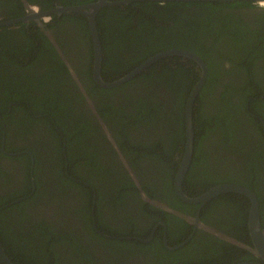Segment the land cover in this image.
<instances>
[{
	"label": "flooded vegetation",
	"instance_id": "af4514ba",
	"mask_svg": "<svg viewBox=\"0 0 264 264\" xmlns=\"http://www.w3.org/2000/svg\"><path fill=\"white\" fill-rule=\"evenodd\" d=\"M239 1L251 2L254 7L248 8L249 14L264 15V4L260 1ZM88 2L91 1L85 0L82 3L68 5H83ZM68 5H63L61 0H0V47L13 57L22 59V62L27 65L33 61L31 56L34 50L37 54V62L32 70L38 73L37 80L39 82L42 81L41 77L50 71L49 68L54 71L57 66L55 80H68V82L64 87H61L57 83H52L53 80L50 79L46 83V87L43 88L44 92H47L49 87H53L59 93L81 94L84 109L99 125L98 129L103 136L102 140L107 139V149L114 148L118 155L117 162L128 174V180L130 182L132 180L134 183V187L125 188L129 192L122 194L126 206L119 208L120 218L115 215L112 217V213L107 209L103 210L104 218L108 222L113 218L117 225L126 226L127 223L124 219L129 220L128 216H132L134 228L129 229L128 235L120 237L105 234L102 232L105 229L97 226L95 203L98 189L101 191L102 188L94 181V178L97 181L98 177L94 175L93 171L90 172L81 166V163L76 166V170L80 169V172L85 170L88 176L82 178L76 173L78 178L75 180L70 175L68 176V167L71 165L68 164V161L66 162L69 187L62 185L61 187L67 192L59 191L57 187L48 183L40 187L38 177L41 171L39 169L43 164L49 163V160L41 159L40 154L45 149V143L38 142L35 138L38 133L45 132L51 141L53 140V136L47 131V124L56 131L55 134L58 133L62 146H65L67 142L66 134L55 123L43 124L41 121L36 123L33 126L34 129L30 131L23 130L26 123H21V121L27 117V114L36 118L39 116L32 113L25 93H8V88L3 82V78L0 77V80L2 79L0 84V237L8 257L17 264H25L20 259H14L13 254L20 253V251L26 253L24 245L27 243L22 241L26 231L32 230L33 226L40 225L39 223L42 222L40 219H45L54 222H49L50 224L57 223L59 227L74 224L79 228L91 221L98 233H101L110 243L97 244L88 235L83 239L85 245L89 247V251L96 256L101 264L109 251L108 260L111 264H117L111 262V259L123 262V264H264V250L261 249V245L255 243L250 229L253 210L256 211L258 219L260 233L258 237L264 241V93L262 92L264 86L254 93H239L237 91L239 85L248 79V76L242 74L240 68H235L230 72L231 65L228 58L218 57L223 46L227 44V37L222 35L218 50L212 42L204 40V52L207 55L205 60L211 62V69L198 53L193 52L205 63L207 73L202 85L205 87L203 104L199 105L195 99L193 105L192 157L184 179L180 183V191L185 199L177 193L175 182L180 170V160L185 151V125L182 127L184 141L182 144H177L180 151H177L175 157L179 158L178 161L175 163V157L169 158V166H163L162 171L152 178L153 168L149 166L151 162L149 152L156 154L160 150V146L143 149L146 155H142L135 162L131 158L124 157L120 151L121 140L115 136L117 131L123 130V126L116 125L113 129L99 115L98 110L100 109L96 107V100L103 99L102 105L109 102L122 115H131L137 120L142 119L136 112L139 107H147L150 114L158 111L156 115L158 121L154 126L146 125L144 133H142V141L146 146H149L151 138L143 139V135L155 134L162 126L163 117L170 112L174 104V101H170V93H178L183 85V82L178 85H170V75L183 80L181 75L184 72L196 68L199 72V80L201 68L190 59L179 56H172L174 58L168 59L170 56H167L153 62L132 78L115 86H101L95 82L92 73L93 43L87 18L73 13H61L37 19L30 14L36 9L47 12L59 6ZM117 6L119 5L107 6V8L115 9ZM98 14L96 22L102 48L97 21ZM128 19L130 22H126L124 26L129 37L126 50H112L108 59H105L108 61L107 68L103 67L102 54L100 75L106 82L123 79L135 67L144 64L149 58L159 53L169 49H180L168 46V34L162 37L151 35V26L156 22L151 23V26L143 22V20L147 22L150 20L143 17L138 8L134 16ZM156 26H159V22L156 23ZM133 30L136 33L135 45ZM44 38H46V44H42ZM152 42L161 43V49L139 61V56L152 48ZM228 49L225 46V50ZM51 50L54 51L56 60L52 59ZM227 54L229 55V53ZM91 56L92 62H90ZM188 61L193 62L196 67ZM10 62L7 58H0V69L3 68L6 72V67L15 68L17 66L14 62L12 65H8ZM156 63L158 64L155 65ZM152 65H155L151 68L153 73L144 71ZM165 65L168 68L162 71ZM121 66L126 68L125 71L116 72ZM214 67L220 69L222 73L229 71L231 74L228 78L222 76L212 83L210 70L213 76ZM263 69L264 59H258L251 66L250 77L254 79L255 75L257 80L264 82ZM12 73L15 75L25 73L26 77H29L31 71H26L25 68L23 71L13 70ZM6 79L8 80L7 77ZM226 82L231 88L224 87ZM61 83L63 82L61 81ZM246 85L249 86L247 89L249 92L257 89V86L253 84L252 86ZM233 88L235 89L230 91ZM221 93H224L227 101L217 104L219 123L216 126L212 124V129L208 122L202 120L203 117H207L209 111L214 109L213 105L209 107L207 105L218 100ZM189 94L190 92L188 96ZM246 95L248 96L245 101H241ZM12 100H16V102L11 103ZM124 104L128 109H123ZM156 105L159 106V110L154 109ZM198 114L201 116V120L197 123ZM178 118V114L173 112L165 119L163 128L158 132L161 140H164V144L170 141V134L174 136L171 126L177 125L175 120L178 121ZM131 125L134 128L133 124ZM141 128V125L137 127L138 130ZM91 142L97 145L101 143L98 139ZM53 153L56 158L60 157L57 152L53 151ZM62 156L66 157L64 150ZM150 182L151 184L148 185L147 183ZM79 184L85 186H78ZM229 185L247 190L249 195L227 189L205 200L195 201L215 187ZM85 190L89 191V195L84 192ZM68 192L71 194L68 195ZM113 197L108 200H112ZM144 197L154 202H160L164 207H157L146 201ZM104 200L106 201V199ZM51 215L54 216V219L50 217ZM68 231L71 232L70 228H65L62 234L65 235V232ZM76 234L79 236V231ZM48 235L51 237V232H48ZM65 236L59 234L58 238L55 237L54 242H57L55 249L61 248V245L66 249ZM10 237L14 242L11 243ZM115 239L121 243L114 244ZM147 245L153 247L152 252H143ZM119 246L123 255L112 251L113 248ZM28 248L42 253L38 246H29ZM72 253L68 248L67 256H72V261L75 264H80V256L77 259V256L75 257V254ZM30 264H52V262L30 259Z\"/></svg>",
	"mask_w": 264,
	"mask_h": 264
},
{
	"label": "trees",
	"instance_id": "16d2710c",
	"mask_svg": "<svg viewBox=\"0 0 264 264\" xmlns=\"http://www.w3.org/2000/svg\"><path fill=\"white\" fill-rule=\"evenodd\" d=\"M84 1L85 0H61L63 5H68L70 3L78 4ZM252 7L254 6L250 1L239 0L223 3L205 0H171L157 2L134 1L128 4H121L115 9L104 7L100 10L97 17L102 39V54L104 58L103 67L107 68L108 61L105 59H108L107 57L111 54L112 50H126L127 40L129 37L127 36L126 27L124 26L126 22H130V19L128 18L133 17L138 8L140 14L150 20V22L143 20V22L147 23V25L151 26V23L154 24V22H159V26H156V23L151 26V35H158L159 37H162L165 34H168L167 43L170 48L179 47L180 49L196 52L204 60L207 56L204 52V40L212 42L218 50L222 35L226 36L227 44L225 46L229 49L225 50V46H223L222 52H219L218 57H221L222 59L228 58L231 65L230 72L234 71L235 68H240L242 74H246V76H248V79L244 80V82L237 88L239 93L257 92L259 88L262 89L264 82H262V80H257L255 75L253 79L249 74L251 72V66L258 59H264V15L256 16L253 13L249 14L250 10L248 8ZM135 39L136 33L134 31V45ZM45 41L46 38L43 39L44 43L42 44H46ZM160 44L161 43L152 42V48L142 53L138 60L141 61L160 50ZM258 50L260 51L255 53ZM51 51L52 59L56 60L54 51ZM227 53H229V55ZM36 55V52L33 50L31 56L33 61L27 65L22 62V59L13 57L9 52H5L0 47V58L9 59L11 62L8 65H12L13 62L17 65L15 68L11 66L6 67V72L3 68L0 69V77L3 78V82H5L8 88V93L19 94L24 92L32 113L39 116V118H36L27 114V117L21 121V123H26L23 130L30 131L34 129L33 126L36 123H40L41 121L43 124L49 122L55 123L61 130H64L66 134L67 142L65 143V146H62V141L58 137V133L55 134L54 132L56 131L47 124V131L53 136V140L45 147L44 150H42L40 154L41 159L49 160V163L43 164V166L39 169L41 171L38 177L40 187L41 185L43 186V184L45 185L48 183L53 187H57L59 191L67 192L61 187V185L69 187V175L75 180L78 178L76 173L82 178L88 176V173L85 170L81 172L80 169L76 170V166L81 163V166L85 167L90 172L93 171L94 175L98 177L97 181L95 178L94 181L102 188L101 191L98 189L95 203L97 226L99 225V228L105 229L102 232L111 236L117 235L123 237L128 235L129 229L134 228L132 216H128L129 220L124 219L127 223L126 226H119L115 223L113 218L112 221H106L103 210L107 209L110 213H112V217L115 215L117 218H120V215H118L119 208H124L126 206L123 195L124 193L129 192L125 188L134 187L133 181L131 179V182L128 180V174L124 171L121 164L117 162L118 155L114 148L109 147V149H107V139L102 140L103 136L100 134L98 129L99 125L84 109L81 94L59 93L53 87H49L47 92L43 91V88L46 87V83H48L50 79L53 80L52 83H57L61 87H64L68 80H55L56 66L54 71L48 67L50 71L46 72L43 77H41L42 81L39 82L37 80L38 73L32 70L35 62H37ZM169 58L174 57L170 56L168 59ZM205 61L211 69V62L207 61V59ZM90 62H92V56L90 57ZM188 62L196 67L193 62ZM157 64L158 63L155 65ZM155 65L148 67L144 71L150 72V74L153 73L151 68ZM25 68L26 71H31L30 75H28L29 77H26L25 73L21 75H15L12 73L13 70L23 71ZM167 68L168 66L165 65L162 71ZM125 69V67L121 66L116 70V72L122 73ZM213 71L212 76L210 70V81L212 80V83H215L222 76L228 78L231 74L229 71H224L222 73L220 69H216L215 67ZM262 71L264 72V69ZM181 76L183 80L170 75V85H178L182 82L183 85H181L178 93H170V101H174V104L172 105L173 107L170 109V112L163 117L162 126L155 132V134L143 135V139L151 138L149 146H146L142 141V133H144L146 125L154 126V124L158 121L156 118L158 111L150 114L147 107H139L136 109V112L142 119L137 120L131 115H122L117 108L115 106H111L109 102L106 105H102L103 99L96 100V107L97 109H100L98 110L99 115L106 122H108L113 129H115L116 125L123 126V130L121 132L117 131L115 136L118 140H121L120 151L124 157L131 158V160L135 162L142 155H146L143 149H152L156 146H160V150L156 154L155 152H149L150 156L148 155L151 160L149 166L153 168L151 173L152 178L157 176V174L162 171L163 166H169L170 161H168V159H173L175 157L177 151H180L177 148V144H182L184 141L182 127L184 126L183 115L185 100L188 97V93L191 91L192 86L198 80L199 72L196 68H193L184 72ZM61 81L63 83H61ZM246 84H249L250 86L253 84L257 86V89L249 92L247 90L249 89V86ZM224 87L231 88L227 82L224 84ZM234 89L235 88L230 89V91ZM34 90L38 91L35 92ZM204 91L205 87H202L197 95L195 102H198L199 105L203 104L202 101ZM262 92L264 93V91ZM1 94L3 95L5 93ZM247 96L248 95L240 100L245 101ZM226 101L227 99L225 98L224 93L219 94L218 100H214L213 103L207 105L208 107L213 105L214 109L209 111L207 117H203L202 121L208 122L210 127L212 124H215L216 126L219 123L217 104H220L221 102L225 103ZM14 102H16V100L11 101V103ZM123 109H128L125 104L123 105ZM154 109L159 110V106L156 105ZM173 112L177 113L179 116L178 121L175 120L177 125L171 126L174 136L170 134V141L164 144V140H161V136L158 132L161 128H163L165 119L170 116V114H173ZM200 120L201 116L198 114L197 123L200 122ZM131 124H133L134 128H132ZM139 125L142 126L141 130L137 129ZM94 139L101 141L100 145L92 143L91 141ZM52 150L57 152L60 157L56 158ZM63 150L65 151L66 157L62 156ZM106 157L107 159H105ZM109 157H111V159H108ZM178 159V157H175V163ZM67 161L68 164L72 166L68 167V176L66 174ZM87 182L90 183L89 180H87ZM151 182L147 184L150 185ZM73 184L76 185L75 183ZM92 184L95 185V183ZM147 184L145 185L147 186ZM78 186L82 187L85 185L79 184ZM84 192L89 195V191L85 190ZM117 194H120V196H117ZM154 194H156L155 191ZM110 197H113L112 200H108ZM104 199H106L107 202ZM40 220H42V222L39 223L40 225L33 226L32 230L26 231L25 236L23 237L22 241L27 243V245H24L26 253L20 251L19 255H17L18 253L16 252L13 254V257L17 256V259L22 260L25 264H30V259L32 261L40 262L51 261L52 264H75L72 261L73 257L67 256L69 248V252H73L75 257L77 256V259L80 256V264H101L96 256L89 251V247L85 245V240L83 239L86 235H88V237H92L97 244L101 243L106 245L110 243L101 233H98L91 221L82 228H79L74 224L59 227L57 223L54 225L50 224L54 222L46 221L45 219ZM103 221L105 225L103 224ZM65 228H70L72 234L68 231L65 232L66 236L63 235L62 232L64 233ZM47 231L49 233L51 232V237L48 235ZM77 231L80 233L79 236L76 234ZM59 234L65 236L64 242L66 249H64L62 245L61 248L55 249L57 244V242H54L56 239L55 237L58 238ZM10 240L11 243L14 242L12 241V238ZM114 242V244L121 243V241H117L116 239ZM29 246H38V248L42 250V253L30 250L28 248ZM152 248V246L147 245L146 248L143 249V252H152ZM112 251L119 252L123 255L120 246L113 248ZM109 253L110 251L104 257L102 264H111L108 260ZM160 256L161 254L159 257ZM110 261L117 264H123V262L120 263L113 259Z\"/></svg>",
	"mask_w": 264,
	"mask_h": 264
},
{
	"label": "water",
	"instance_id": "95a60500",
	"mask_svg": "<svg viewBox=\"0 0 264 264\" xmlns=\"http://www.w3.org/2000/svg\"><path fill=\"white\" fill-rule=\"evenodd\" d=\"M134 1H171V0H114V1L95 0V1L83 4V5L59 6L53 9L52 11H47V12H41L38 9H36L35 11L34 10L31 11L30 14L32 16L37 17V19L42 16L46 17V16H49L50 14H61V13H73V14L83 15L87 18L89 30L91 33L92 43H93L92 73H93L95 82L101 86H105V87L115 86L123 81H126L132 78L135 74L141 72L145 67L149 66L153 62L159 60L160 58H164L167 56H179L182 58L190 59L194 61L198 65L199 68H201L200 78L196 82L194 87L191 89L190 94L186 100V106H185L186 108L184 112V125H185V137H186L185 151H184V155L182 159L180 160V170L175 180L176 185H177V193L182 198H185V196L181 194L180 183L184 179V174L188 168V165L190 164L191 157H192V147L194 143L193 142L194 134H193V125H192V111H193L194 101L206 78V73H207L206 65L199 56H197L191 51H186V50H181V49H174V50L169 49L165 52L157 54L156 56L152 58H149L147 61H145L144 64L142 63L141 65H138L137 67L133 69L131 73L124 76L123 79L119 81H114V82L104 81L100 75V67H101V62H102V48H101V43L99 39V31H98L97 22H96V16L98 12L104 7L115 6V5H120V4H128ZM205 1L223 3V2L235 1V0H205ZM256 1H260L261 3L264 4V0H256ZM227 189L244 192L249 195V192L247 190L238 188L236 186H230V185L229 186H219V187H215L211 189L205 195L201 196L195 201L205 200L215 195L216 193L222 192ZM250 196L252 197V195ZM144 199L157 207H164V205L160 202H157V201L154 202L151 199H148L146 197H144ZM165 209L167 208L165 207ZM50 217L54 219L53 215H51ZM250 229H251V234H252V237L255 243L257 245H261V249L264 250V241L258 237L260 233H259L258 219L256 217V211H253V210H252V217H251V222H250ZM0 264H14L13 261L8 257L5 249L3 248V243L1 241V238H0Z\"/></svg>",
	"mask_w": 264,
	"mask_h": 264
},
{
	"label": "rangeland",
	"instance_id": "374dc122",
	"mask_svg": "<svg viewBox=\"0 0 264 264\" xmlns=\"http://www.w3.org/2000/svg\"><path fill=\"white\" fill-rule=\"evenodd\" d=\"M37 141H43L45 143V147L48 146L51 142V138L45 134V133H38V135L36 136ZM71 193L68 192V195H70Z\"/></svg>",
	"mask_w": 264,
	"mask_h": 264
},
{
	"label": "clouds",
	"instance_id": "9594fccd",
	"mask_svg": "<svg viewBox=\"0 0 264 264\" xmlns=\"http://www.w3.org/2000/svg\"><path fill=\"white\" fill-rule=\"evenodd\" d=\"M94 1H95V0H94ZM91 2H92V1H91ZM88 3H90V2H88ZM35 9H36V8H35ZM29 230H30V229H29ZM0 238H1V237H0ZM17 255H19V253H18ZM14 259H17V256H15ZM12 261H13L14 264H17V263H15L14 260H12Z\"/></svg>",
	"mask_w": 264,
	"mask_h": 264
}]
</instances>
